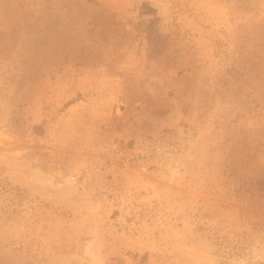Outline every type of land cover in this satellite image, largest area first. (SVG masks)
Segmentation results:
<instances>
[{
  "label": "rangeland",
  "instance_id": "1",
  "mask_svg": "<svg viewBox=\"0 0 264 264\" xmlns=\"http://www.w3.org/2000/svg\"><path fill=\"white\" fill-rule=\"evenodd\" d=\"M0 264H264V0H0Z\"/></svg>",
  "mask_w": 264,
  "mask_h": 264
}]
</instances>
